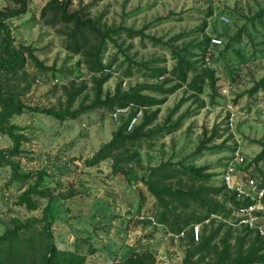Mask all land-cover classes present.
Masks as SVG:
<instances>
[{
	"label": "rangeland",
	"instance_id": "rangeland-1",
	"mask_svg": "<svg viewBox=\"0 0 264 264\" xmlns=\"http://www.w3.org/2000/svg\"><path fill=\"white\" fill-rule=\"evenodd\" d=\"M44 4V0H31L24 15L7 21L16 42L34 47L39 60L52 68L41 72L31 62L26 63L30 88L23 100L28 106L64 107V88L74 83L75 87L83 84L86 88L72 107L76 108L82 101L89 104L93 99L91 74L80 55L65 49L64 36L40 18ZM7 5L11 2L0 0V9ZM80 7L86 8L93 18L100 16L108 27L139 29L147 26L145 37L129 38L121 32L113 35L115 43L107 42L103 60L111 64L105 70L111 76L102 86L104 93L113 92L117 83L123 90L161 83L164 79L149 74L158 68L170 70L174 65L168 45L174 36L181 37L172 41V45L186 47L196 66L212 68L218 78V90L213 99H210L208 86L204 87L202 108L184 85L168 94L163 104L151 108L159 109L155 122L160 124L180 101L172 120L180 114L185 117L176 131L151 142L150 146L144 142L138 150L139 156L124 165L127 175L114 174L110 158L94 166H86L84 162L120 125L119 120L111 118V110L95 108L61 121L26 109L11 118L19 126L18 131L26 136L22 153L13 159L23 172L45 170L44 185L55 188L52 233L56 245L85 254V264H114L133 249H150L154 255L158 250L174 246L164 237V226L149 227L135 218L142 210L155 209L154 197L140 180V175L146 174L149 167L166 160L183 165H207L208 172L214 174L207 183L219 186L221 170L232 146H240L250 160L260 151V143H264V89L254 93L250 90L264 76V17L253 19L264 7V0H72L71 10ZM208 10L211 15L206 14ZM222 14L229 22L220 20ZM204 22L207 25L201 32ZM203 34L221 39L220 44L209 46L208 61L195 47L204 39ZM152 36L159 41L152 40ZM128 69L132 74L125 76ZM171 84L172 81L165 87ZM223 88L227 92H223ZM142 93L162 97L149 90ZM214 130L216 137L207 145L210 149L195 153L201 140ZM11 144V139L0 132V150ZM133 175L136 177L132 180ZM253 175L264 182V161L254 163ZM179 178L172 179L173 185L190 183L186 176H181V182ZM200 183L202 181H196ZM25 187L23 183L12 181L10 168L0 164V234L14 217L25 220L42 215L46 200H41L36 210L15 203ZM225 191L216 196L219 201L224 200ZM178 210L202 213L195 204L181 206ZM221 222L210 224L216 226ZM36 226L39 228L40 224ZM206 228L203 224L201 232H207ZM243 228L224 223L222 231L230 229L234 238ZM175 247L184 252L186 241ZM32 259L31 255L17 264H33Z\"/></svg>",
	"mask_w": 264,
	"mask_h": 264
},
{
	"label": "trees",
	"instance_id": "trees-1",
	"mask_svg": "<svg viewBox=\"0 0 264 264\" xmlns=\"http://www.w3.org/2000/svg\"><path fill=\"white\" fill-rule=\"evenodd\" d=\"M11 5L0 9V132L11 139V146L0 150V164L10 168V179L26 185L17 195L16 204L24 206L28 210H36L41 200H46L42 207V215L21 220L17 217L11 219V225L0 234V262L3 264H17L22 259L32 255L33 264H85L86 255L76 250L60 249L53 237L52 208L55 199V188L45 186L46 172L43 169L23 172L19 163L13 158L22 153V142L26 136L19 132V126L11 121L14 115H20L26 109L50 115L58 120L76 118L79 115L95 108L114 110L116 107L133 105L129 113L119 116L120 125L113 132L111 138L103 143L90 158L85 159L86 166H94L101 161L110 158L112 160L111 171L114 174L128 172L124 165L139 156V149L143 143L150 146L151 142L170 134L182 125L184 114L178 115L175 120L172 116L178 110L180 101L177 102L166 114L159 124L155 121L159 109L151 108L166 101V96L176 89L185 86L192 94L191 97L199 102V108L204 107L205 102L201 97L204 87L210 89V99H213L218 87V78L210 67L196 66L190 60V54L186 47L172 45V41L181 36H174L168 43L174 65L170 70L158 68L152 70L150 76H161L164 79L159 84H141L127 90L117 83L113 92H103V84L110 78L106 69L111 64H105L103 53L108 41L115 43L113 35L121 32L129 38L145 37L147 26L139 29L132 27H108L101 22L99 17H91L86 8L80 7L71 10L72 0H44L45 4L40 10V18L46 25L56 28L64 36V47L74 55H80L85 69L91 74L93 99L91 103L80 102L76 108L72 105L76 97L86 88L81 84L75 87L64 88L66 104L64 107H39L28 106L23 100V95L30 88L29 75L25 71V65L29 61L39 71L51 70L49 66L39 60L35 54V48L24 43L16 42L12 30L8 24L10 18L21 17L28 11L31 0H7ZM207 15H211L208 10ZM264 17V7L261 8L253 19ZM206 22L200 27L201 32L206 27ZM204 39L195 46L207 61L210 59V37L203 34ZM218 37V36H217ZM238 37V36H237ZM235 37V38H237ZM233 38V39H235ZM152 40H159L152 36ZM229 44L225 46L227 49ZM167 73V78L165 77ZM130 69L124 72L130 76ZM172 81L168 87L166 83ZM24 82V83H22ZM264 89V76L252 86L250 93ZM149 90L162 95L154 98L142 91ZM142 107V115L139 121L127 130L130 119ZM216 137V131L202 139L195 149L199 153L207 147ZM260 151L251 159L255 165L264 161V143H260ZM249 162V164L251 163ZM181 166H180V165ZM173 163L170 160L148 168L146 174L140 175V180L154 197L155 215L158 223L163 224L171 231H180L191 223L201 222L210 214L229 215L228 203L237 206L232 195L225 191L224 186L208 184L214 175L208 172L209 166L183 165ZM256 168V167H255ZM259 170V169H258ZM260 171V170H259ZM186 176L190 183L186 185H173L172 179ZM132 180L136 176H131ZM196 181H202L196 184ZM224 193V200L219 201L216 196ZM195 204L202 209V213H187L178 210L179 207H188ZM39 223V228L36 224ZM224 223L216 226L205 225L207 232H201L200 239L193 241L191 233H186V247L181 264H264V244L257 234L243 228V232L237 236L231 235V230L222 231ZM153 252L150 249H133L128 256L114 264H151Z\"/></svg>",
	"mask_w": 264,
	"mask_h": 264
},
{
	"label": "built area",
	"instance_id": "built-area-1",
	"mask_svg": "<svg viewBox=\"0 0 264 264\" xmlns=\"http://www.w3.org/2000/svg\"><path fill=\"white\" fill-rule=\"evenodd\" d=\"M219 18L222 22H229V18L224 14L220 15ZM210 41L215 45L221 43V39L216 36L211 37ZM222 91L227 92L225 88ZM131 108H133L132 104L116 107L110 112V116L113 120H118L119 116L128 114ZM141 115L142 107H139L136 114L130 119L127 130H130L139 121ZM250 161L246 158L240 146H232L221 170L220 183L239 203L237 206L228 203L227 207L230 213L227 218L222 214H210L203 221L191 223L176 232L157 222L154 209L142 210L135 216L140 223H146L149 227L164 226V237L174 245L171 248L158 250L154 253L151 264H181L184 252L178 251L175 246L178 243L185 242L187 231L191 233L193 241L197 242L200 239L203 224L210 225L212 221L217 220L232 226L241 225L251 230L258 235L260 241L264 244V182L261 178L253 175L254 163L249 164Z\"/></svg>",
	"mask_w": 264,
	"mask_h": 264
}]
</instances>
